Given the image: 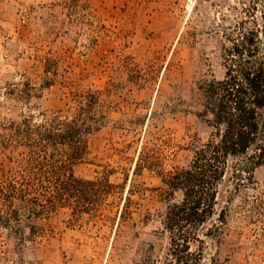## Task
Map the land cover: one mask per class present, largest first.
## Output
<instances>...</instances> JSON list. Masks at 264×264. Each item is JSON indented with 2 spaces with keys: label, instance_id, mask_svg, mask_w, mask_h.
Here are the masks:
<instances>
[{
  "label": "rangeland",
  "instance_id": "1",
  "mask_svg": "<svg viewBox=\"0 0 264 264\" xmlns=\"http://www.w3.org/2000/svg\"><path fill=\"white\" fill-rule=\"evenodd\" d=\"M251 6L263 24L264 0H0V119L66 115L72 92L101 90L107 120L73 172L117 186L97 213L59 208L39 220L52 232L37 242L0 229V264H144L150 244L162 254V221L182 193L155 171L135 174L139 152L158 134L167 164H190L212 131L196 115L198 87L224 76L222 26ZM25 82L35 87L28 99L10 94ZM7 155L0 146V178L14 166ZM250 178L239 187L230 170L220 184L203 230L222 210L226 222L217 243L207 239L205 264H264V166ZM127 197L132 218L120 224Z\"/></svg>",
  "mask_w": 264,
  "mask_h": 264
},
{
  "label": "trees",
  "instance_id": "2",
  "mask_svg": "<svg viewBox=\"0 0 264 264\" xmlns=\"http://www.w3.org/2000/svg\"><path fill=\"white\" fill-rule=\"evenodd\" d=\"M253 10L256 6L245 12V18L222 26L224 76L199 85L194 100L201 106L196 115L212 131L194 150L190 164H167L169 144L158 134L139 152L135 174L155 171L172 192L182 193L162 221L169 246L156 256L155 245L150 244L143 253L144 264H205L207 239L217 243L226 222L227 212L222 210L216 223L203 230L215 215L220 184L231 170L237 186H246L255 170L264 166V23L259 24ZM34 88L25 82L10 94L28 99ZM102 95L101 90L72 92L73 105L66 115L0 119V146L14 164L0 178V229L16 235L22 244L50 236L52 230L38 221L59 208L72 210L76 218L97 213L116 193L117 186L106 178L88 180L73 172L88 154L90 134L107 120ZM131 201L126 198L120 224L132 218ZM210 264L219 261L213 258Z\"/></svg>",
  "mask_w": 264,
  "mask_h": 264
}]
</instances>
